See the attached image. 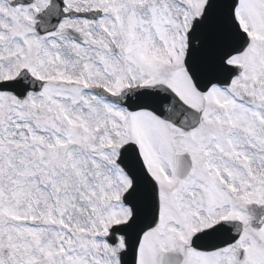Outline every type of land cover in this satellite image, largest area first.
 I'll return each instance as SVG.
<instances>
[{"label":"snow or ice","instance_id":"1","mask_svg":"<svg viewBox=\"0 0 264 264\" xmlns=\"http://www.w3.org/2000/svg\"><path fill=\"white\" fill-rule=\"evenodd\" d=\"M0 264H264V0H0Z\"/></svg>","mask_w":264,"mask_h":264}]
</instances>
